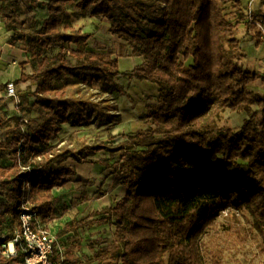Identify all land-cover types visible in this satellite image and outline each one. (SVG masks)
<instances>
[{
	"label": "trees",
	"instance_id": "1",
	"mask_svg": "<svg viewBox=\"0 0 264 264\" xmlns=\"http://www.w3.org/2000/svg\"><path fill=\"white\" fill-rule=\"evenodd\" d=\"M227 4L48 0L49 16L41 28L22 37L34 71L23 73L16 83L32 82L36 90L23 96L26 116L0 131V243L12 241L23 201L43 223L53 220L58 204L53 190L77 175L68 164L72 161L112 169L114 185L128 187L108 216L96 221L115 227L116 240L86 264H208V256L212 264H225L221 252H208L203 238L226 211L251 223L264 251V92L249 90L259 80L264 86V75L239 64L244 55L237 38L238 25L246 20L247 26L264 29V0L250 17L236 0L237 24L225 13ZM21 9V0H0L7 32L19 33ZM86 18L107 19L109 33L127 43L143 63L121 73L113 53L88 51L93 35L73 25L74 19ZM16 42L14 38L9 44ZM55 48L59 53L49 56ZM119 77L158 87V102L146 106L147 128L102 160L91 159L96 147L52 145L65 124L102 128L120 123L113 114L117 107L82 93V87L99 86L102 95L124 94ZM4 90L5 85L0 87ZM9 100L1 98L0 106ZM228 110L247 114L240 130L218 126ZM7 123L0 118V128ZM5 152L12 154L11 164H1ZM6 223L9 231L3 237ZM53 259L80 264L71 254L56 253ZM0 264H25L24 256L0 254Z\"/></svg>",
	"mask_w": 264,
	"mask_h": 264
},
{
	"label": "rangeland",
	"instance_id": "2",
	"mask_svg": "<svg viewBox=\"0 0 264 264\" xmlns=\"http://www.w3.org/2000/svg\"><path fill=\"white\" fill-rule=\"evenodd\" d=\"M47 2L48 0H21L22 9L19 14L18 34L6 32L4 22L0 17V71L3 77L1 84L5 85L7 82H13L18 92L16 99H11L7 104L0 106V118L8 121L6 125L0 128L1 132L13 128L18 118L26 116L27 104L24 103L23 96L26 95L28 90L36 88L32 82L26 84H17L16 82L23 73L27 75L33 74L34 68L30 62V56L25 52V42L22 37L34 29L41 28L47 17ZM240 2L242 8L247 9L248 17H250L252 12L260 8L263 0H240ZM237 12L236 0H228L225 13L234 24L238 23L235 15ZM248 21L246 20L238 25L237 38L242 42L240 47L244 55L239 64L260 75H264V29L247 26ZM73 25L77 29L93 35L88 44V51L102 54L111 52L113 53V58L127 57L132 52L127 43L109 33L110 23L107 19H74ZM259 30L263 32L261 34L262 38L258 33ZM14 38L17 40L16 45L11 46L9 43ZM259 40L261 41L258 42ZM59 51L58 48L51 49L48 55L51 57L55 56ZM72 62H75V60H72ZM186 64L190 65L192 61L186 62ZM120 70H125V67L122 65ZM116 81L124 86V94L102 95L99 86L92 88L82 87V93L87 97H91L94 102L106 101L110 106L117 107L118 110L113 114L120 116V123L113 126L107 125L102 128H98L95 125L74 129L64 127L66 129L62 131L57 140L52 142V145H69L75 150L96 147L98 151L91 159L102 160L111 156L110 150L118 152L123 146H127L126 141L130 135L146 129L147 121L144 119L147 113L146 106L147 104H156L158 102L156 85L145 87L141 85L142 82L124 79L123 77L117 78ZM249 90L262 94L264 92L263 82L261 80L257 81L249 86ZM32 102L33 98H30V104ZM254 110H258V108L254 106ZM247 118L246 113L228 110L220 115L218 126L238 131ZM12 162V154L5 152L2 156L1 164L6 165ZM68 164L74 165L72 161H69ZM89 186L92 185L90 184ZM227 213L228 211L220 217L217 228L209 230L203 238L208 252L213 250L221 252L225 264H264L262 239L252 229L251 223L237 212L229 215ZM63 215L65 216L55 218L56 229L52 232H56L57 227L60 228L66 220L75 222L88 219L87 217L77 218L78 215H74L71 218L67 214ZM7 225L9 224H5L6 230L1 235L3 237L8 234ZM55 238L56 244H58V235ZM207 261L208 264H212L210 256L207 257Z\"/></svg>",
	"mask_w": 264,
	"mask_h": 264
},
{
	"label": "crops",
	"instance_id": "3",
	"mask_svg": "<svg viewBox=\"0 0 264 264\" xmlns=\"http://www.w3.org/2000/svg\"><path fill=\"white\" fill-rule=\"evenodd\" d=\"M48 16L47 11L46 19ZM118 60L119 68L121 69L122 65L125 67V70H120L121 73L133 71L144 61L143 58L133 57L132 53L127 57H119ZM1 80H3V77L0 71V85H2ZM141 85L145 87L155 86L148 82H142ZM155 87L158 89L157 86ZM64 127L74 129L69 124H65L63 130L66 129ZM72 166L76 168L77 175L69 178V183L63 188L53 190V195L58 199V204L54 212V221H50L52 222L50 224L52 231L56 229L55 218L65 216L63 214H67L69 218L74 215H78L77 218H88L87 220L75 222L66 220L60 228L57 227L56 232H52L55 236L58 235V244L55 245L57 254L62 257L71 254L80 264H86V261L93 257L96 251L116 240L115 227L96 221L108 216L116 203L127 194L128 187L115 186V173L105 166L88 163H74ZM90 184L92 186H89ZM87 224H90V226H86ZM66 230L68 231L66 232Z\"/></svg>",
	"mask_w": 264,
	"mask_h": 264
},
{
	"label": "built area",
	"instance_id": "4",
	"mask_svg": "<svg viewBox=\"0 0 264 264\" xmlns=\"http://www.w3.org/2000/svg\"><path fill=\"white\" fill-rule=\"evenodd\" d=\"M17 94L15 84L9 82L5 85V90L0 91V99H16ZM19 156H22L21 152ZM22 170L28 172L29 168L22 167ZM19 218L20 224L14 231L12 241L0 243V254L10 258L21 253L25 264H63L62 260L53 259L56 255V238L51 224L43 223L39 214L26 201L20 206Z\"/></svg>",
	"mask_w": 264,
	"mask_h": 264
}]
</instances>
